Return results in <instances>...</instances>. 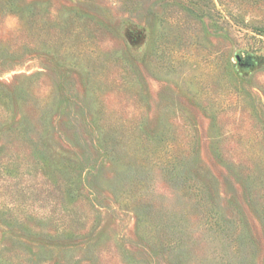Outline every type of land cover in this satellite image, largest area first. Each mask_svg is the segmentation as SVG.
Instances as JSON below:
<instances>
[{
  "label": "rangeland",
  "instance_id": "1",
  "mask_svg": "<svg viewBox=\"0 0 264 264\" xmlns=\"http://www.w3.org/2000/svg\"><path fill=\"white\" fill-rule=\"evenodd\" d=\"M0 264H264V0H0Z\"/></svg>",
  "mask_w": 264,
  "mask_h": 264
}]
</instances>
